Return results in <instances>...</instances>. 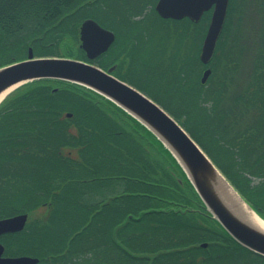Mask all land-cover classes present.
<instances>
[{
	"label": "trees",
	"instance_id": "obj_1",
	"mask_svg": "<svg viewBox=\"0 0 264 264\" xmlns=\"http://www.w3.org/2000/svg\"><path fill=\"white\" fill-rule=\"evenodd\" d=\"M107 2L0 0V66L26 58L30 47L37 57L87 60L79 24L97 18V6ZM233 11L228 18H234ZM209 17L210 11L198 22L183 19L161 31L176 44L201 26L198 39L186 40L198 44L196 74L188 79L166 74L172 61L167 56L180 55L176 45L163 59L168 72L164 67L147 78L135 70L130 74L137 49L131 55L129 47L120 53L125 71L117 76L164 108L264 218V29L245 37L242 23L231 27L225 21L211 73L202 83V68L210 65L200 61L199 52ZM258 47L260 53L251 56ZM241 49L244 69L237 55ZM71 148L75 156L65 153ZM254 177L262 180L253 183ZM40 205L46 213L29 222L35 231L25 237L41 255H53V264H161L162 259L175 264L179 258L191 260L201 241L209 242L213 264H256L261 258L209 215L149 130L98 93L57 79L23 83L0 102V217ZM104 255L106 260L100 259Z\"/></svg>",
	"mask_w": 264,
	"mask_h": 264
},
{
	"label": "water",
	"instance_id": "obj_2",
	"mask_svg": "<svg viewBox=\"0 0 264 264\" xmlns=\"http://www.w3.org/2000/svg\"><path fill=\"white\" fill-rule=\"evenodd\" d=\"M212 6L199 53L204 64L213 57L226 18L228 0H158L155 4L156 11L162 17H188L194 22L199 21L202 14ZM98 31L106 34L103 41H96ZM78 33L80 47L86 52L88 59L104 52L114 40L113 33L92 18L81 22ZM112 71L113 67L104 70L95 64L71 57H34L30 47L26 58L0 66V93L9 88V94L19 85L32 80L57 79L84 86L110 100L160 141L182 169L209 215L227 234L240 245L264 257V231L248 215H254L263 222L264 219L243 200L207 154L165 109L132 85L114 76ZM210 72V68L203 70L200 78L202 83ZM227 186L232 189L233 194ZM243 211L248 215L243 214ZM26 219L27 213L0 219V231L22 229ZM30 260L36 261L29 257L7 258L4 259V264H24Z\"/></svg>",
	"mask_w": 264,
	"mask_h": 264
},
{
	"label": "rangeland",
	"instance_id": "obj_3",
	"mask_svg": "<svg viewBox=\"0 0 264 264\" xmlns=\"http://www.w3.org/2000/svg\"><path fill=\"white\" fill-rule=\"evenodd\" d=\"M106 2L107 4L106 3L101 4V5L99 4L97 6L98 12L95 13V15L97 16L96 20L101 22L104 26L108 28H110L108 25L113 27V30L117 33V39L115 43L111 45V48H109L105 56H103L102 58H100L99 60L95 62L96 64H98L99 62H105V61L110 63L112 59H115V58L119 59L118 56L121 57V55L118 53L122 54V52L125 51V49L128 50L130 47L129 51L131 55H132V52L136 49H137L136 55H138V57H134L136 56L135 53L132 55L133 59H132L131 66H130L131 67L130 74L131 72L134 73L133 70H135V72L142 75V77L144 76V78H147L149 77V74L153 73L151 71L154 69L157 70V73L158 72L160 73V70L165 67V61L163 63V59L165 60L166 56L171 52V50L174 49L173 47L177 45V46H180V50H178L180 51V55H178L175 51L173 52V55L169 54L170 56L169 55L167 56L172 61H169V64H168L169 67L167 68L169 69V73H166V74L173 77L175 74L178 75V73H180L179 75L181 77L184 76L188 79L189 76L194 75L197 72H199L198 61L196 62L194 58L196 56L195 53H196V50L198 49V44L196 42L195 44L191 43L190 45H188L186 40L190 38L198 39L202 31L201 26L195 27V29L193 28L189 29L188 31H190V33H188L185 36L187 38L186 39L182 38V40L180 39V41L175 44L174 40L168 39V37L166 36V33H163L162 35V32H161L163 30L165 32L166 26H172V24L163 23L164 21H155L153 17H150L149 20L143 19V21H139L140 20L139 18L144 16V12H148V14L151 12L149 10L153 9V5L156 2V0H147V2L146 1L144 2L143 6L140 5L138 0L136 2H134L133 0H121L117 2L114 0H106ZM263 6H264V0H228V7H227L225 21H227L231 27L234 24L238 25L237 24L238 21L239 23H242V25H244L245 37H250V35H252V32L253 33L258 32L256 36H259L258 34L260 33V29L261 28L264 29L263 27L264 14L262 13ZM230 8L233 10H236L235 13L233 11V15H232L234 17L233 19L228 18L229 16L228 13H229ZM241 19H243V21H241ZM204 22H206V20ZM185 26L186 25H181L180 29H181V32L187 33L188 31L186 29L188 28ZM207 26H208V23H207ZM207 26H206V29H207ZM232 32L233 30L230 33L232 36H234V33ZM205 33H206V30H205ZM189 35H190V38H189ZM130 36L132 38L135 36H138L140 37V39L139 38L136 39V41L133 44H130L129 46L128 43L132 41V40H128ZM171 36L172 34H170V37ZM226 36H227V33L224 34V38H226ZM148 37H150L149 40H148ZM185 46H187V49L184 50ZM259 48L260 47H258V49L254 48V50L251 51V56L255 55L256 53H260ZM237 55L240 59V65L244 69V65L247 63V59H245L246 58L245 52H243L241 49L240 52L237 53ZM114 56L115 58H113ZM251 56L250 58H252ZM109 63L105 67L101 65L99 67L106 70ZM211 64H209L208 62V65L210 66H206L205 68H210V70H212ZM205 68H202V71ZM167 69L165 67V71ZM242 70H240V74L243 72ZM120 75L122 76V73H120ZM147 86L149 87V84ZM154 88L155 90L150 87L148 89L149 90L151 89L153 90V92L156 93L157 88L156 87ZM207 104H209V102ZM67 113H70V116L72 114L69 111L66 112V114ZM65 153L69 154L70 156L76 155L75 150L72 148L66 150ZM252 180H253V183H256V182H260L262 179L259 177H254ZM45 206L46 205H40L34 211L29 212L28 214L29 220L35 221V219L37 218L39 219L40 217L43 218L44 213H46ZM22 213H25V212H22ZM108 256L110 257L111 255L108 253ZM105 257L106 256L104 255V257H101L100 259L106 260ZM55 264H58V263L55 262Z\"/></svg>",
	"mask_w": 264,
	"mask_h": 264
},
{
	"label": "flooded vegetation",
	"instance_id": "obj_4",
	"mask_svg": "<svg viewBox=\"0 0 264 264\" xmlns=\"http://www.w3.org/2000/svg\"><path fill=\"white\" fill-rule=\"evenodd\" d=\"M157 1L158 0H156V2ZM144 2H145V0H143L140 3V5L143 6ZM156 2L153 5V9L149 10L151 12L149 14H148V12H144V16L139 18L140 19L139 21H143V19L149 20L150 17H153V19L155 21H164L163 23H173L175 21H181L183 19L190 20L188 17H182L180 19H175L172 17L160 16L159 13L155 9ZM212 8H213V6L206 12L210 11V13H211ZM206 12H204L202 14V17L204 16V14ZM94 19L101 27H103L106 30L111 31L114 35V40L112 41V43L110 44L108 49H106V51L100 53L99 55H97L96 57H94L92 59V60L96 61V60H99L100 58H102L103 56H105V54L108 52L109 48H111V45H113V43H115V41L117 39V33L113 30V27H111L110 25H108L110 27V28H108V27L104 26L101 22L97 21L96 18H94ZM190 21L194 22L192 20H190ZM138 38L140 39V37H138V36H135L133 38L130 36L128 40H132L131 42L134 43L136 41V39H138ZM124 40H125V38H124ZM83 53L86 54L85 51H83ZM118 54H120V53H118ZM118 54H117V56H118ZM113 58H115V56ZM118 58H119V56H118ZM108 67H113L112 73L116 77H118L117 76L118 73L125 71L124 68L120 69V63H119L117 58L112 59L110 61L109 65L107 66V68ZM14 215H16V214H14ZM14 215H10V216H14ZM10 216H2V217H0V219L10 217ZM29 222H30V220H29V217L27 216L26 223L22 229H19L16 231H8V232L0 231V264H4V259L18 258V257H29L32 259L33 258L36 259L35 262H33L34 260H30V261H26L24 264H52L53 263V255H51V254H47L46 256L41 255L42 252L40 253V251H38L35 248L36 247L35 244H34V246L28 245L26 239H29V237H25V234L27 232H30V231H35L33 227H28ZM197 246H200L201 249H197V250L193 251V253H192L193 258L191 260L185 261V260L179 258V259L175 260L174 263L175 264H213L212 251L209 250V242L208 241H201L197 244ZM260 257H261L260 260H258V262L256 264H264V257L263 256H260ZM147 263H149V261ZM160 263L161 264H167L166 259H162L160 261Z\"/></svg>",
	"mask_w": 264,
	"mask_h": 264
},
{
	"label": "bare ground",
	"instance_id": "obj_5",
	"mask_svg": "<svg viewBox=\"0 0 264 264\" xmlns=\"http://www.w3.org/2000/svg\"><path fill=\"white\" fill-rule=\"evenodd\" d=\"M108 49V48H107ZM106 51V50H105ZM85 57H87L86 55H85ZM211 73V72H210ZM210 75V74H209ZM7 91H9V88L8 89H6V90H4L3 92H1L0 93V100L3 98V96L7 93ZM227 188H228V186H227ZM229 189V191L231 192V188L229 187L228 188ZM232 193V192H231ZM233 194V193H232ZM243 214H245L244 213V211H243ZM245 215H248V214H245ZM249 217H251L250 219L251 220H254V221H252L253 223H255L256 222V224H257V226H259L263 231H264V222L262 221V220H260V219H258L257 217H255L254 215H248Z\"/></svg>",
	"mask_w": 264,
	"mask_h": 264
},
{
	"label": "snow or ice",
	"instance_id": "obj_6",
	"mask_svg": "<svg viewBox=\"0 0 264 264\" xmlns=\"http://www.w3.org/2000/svg\"><path fill=\"white\" fill-rule=\"evenodd\" d=\"M105 37H106L105 33L98 31L96 34V41L97 42L103 41L105 39ZM108 38L110 39V37H108Z\"/></svg>",
	"mask_w": 264,
	"mask_h": 264
}]
</instances>
